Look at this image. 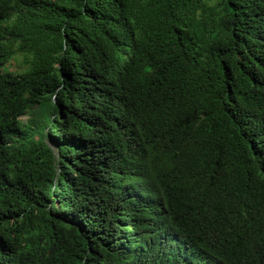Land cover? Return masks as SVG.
<instances>
[{"label":"trees","instance_id":"1","mask_svg":"<svg viewBox=\"0 0 264 264\" xmlns=\"http://www.w3.org/2000/svg\"><path fill=\"white\" fill-rule=\"evenodd\" d=\"M0 264H264V0H0Z\"/></svg>","mask_w":264,"mask_h":264},{"label":"rangeland","instance_id":"2","mask_svg":"<svg viewBox=\"0 0 264 264\" xmlns=\"http://www.w3.org/2000/svg\"><path fill=\"white\" fill-rule=\"evenodd\" d=\"M18 63H19V65L21 66V61H20V62L18 61ZM22 68H23V67H22ZM20 70H21V69H19V68L17 69V71H20ZM22 120L25 121V120H26V117H23Z\"/></svg>","mask_w":264,"mask_h":264}]
</instances>
